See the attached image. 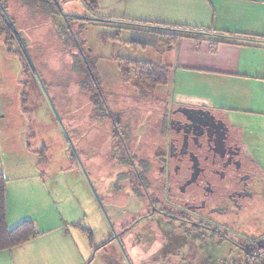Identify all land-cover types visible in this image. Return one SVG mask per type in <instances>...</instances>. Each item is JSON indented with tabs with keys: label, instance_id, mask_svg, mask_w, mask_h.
<instances>
[{
	"label": "rangeland",
	"instance_id": "1",
	"mask_svg": "<svg viewBox=\"0 0 264 264\" xmlns=\"http://www.w3.org/2000/svg\"><path fill=\"white\" fill-rule=\"evenodd\" d=\"M58 2L61 13L53 16L42 13L40 6L31 10L17 2L12 5L35 67L16 38L0 37V170L10 181L9 203L15 214L32 219L46 234L65 221L81 219L98 247L110 239V221L118 229L130 226L139 217L140 205H145V199L139 201V181L116 137L106 104L127 134L125 141L140 168L141 159L151 160L156 153L162 104L173 95L171 86L153 87L135 77L134 68L126 64L129 60L159 62L163 52L147 43V36L110 22L83 19L105 18L122 9L119 3L99 0L100 7L92 11L84 0ZM63 14L78 18L69 20ZM76 41L86 59L93 60L96 83ZM43 172L47 173L45 179L34 178ZM16 177L25 180L16 183ZM262 202L261 216L249 220L253 229L243 228L242 232L264 231V196ZM144 224L138 223L130 231L134 238L128 250L132 264H200L198 242L192 236L189 239L187 228L178 224L168 248L174 253L162 255L161 247L168 239L156 230L150 240L142 238L144 254L140 256L135 244H139V227ZM66 228L68 234L78 236L74 227ZM191 242L194 246L189 251ZM208 263L220 261L215 255Z\"/></svg>",
	"mask_w": 264,
	"mask_h": 264
},
{
	"label": "crops",
	"instance_id": "2",
	"mask_svg": "<svg viewBox=\"0 0 264 264\" xmlns=\"http://www.w3.org/2000/svg\"><path fill=\"white\" fill-rule=\"evenodd\" d=\"M111 1L122 9L103 19L130 31L139 28L163 52L155 64L168 70L172 99L222 115L239 131L243 153L264 176V0H127L130 3L124 6L125 0ZM155 26L178 33L177 41L169 44L157 39ZM4 174L7 224L14 228L32 219L11 210L10 181ZM45 177L43 172L34 178ZM15 180L23 183L25 179ZM68 225L78 236L66 232ZM48 231L37 227L33 239L0 251V264H129L120 251L101 249L106 240L97 247L81 219L65 221ZM60 231L63 233L50 235Z\"/></svg>",
	"mask_w": 264,
	"mask_h": 264
},
{
	"label": "flooded vegetation",
	"instance_id": "3",
	"mask_svg": "<svg viewBox=\"0 0 264 264\" xmlns=\"http://www.w3.org/2000/svg\"><path fill=\"white\" fill-rule=\"evenodd\" d=\"M92 79L96 83L94 76ZM165 100L161 140L151 160L139 161L143 164L140 168L125 141L127 134L104 102L139 181V201L145 199V205H140L139 217L130 226L118 229L110 221L113 231L101 249L113 253L117 248L112 244L116 243L132 264L128 250L134 238L130 231L144 222L139 227V244H135L139 255L144 254L145 238L150 240L157 230L168 239L161 247L166 257L174 253L168 248L178 224L187 228L189 239L192 236L198 242L196 259L199 254L200 264H210L208 258L215 255L220 264H264V231H241L253 229L249 220L261 216L264 176L243 153L239 131L202 105L171 97ZM193 246L191 242L189 251Z\"/></svg>",
	"mask_w": 264,
	"mask_h": 264
},
{
	"label": "trees",
	"instance_id": "4",
	"mask_svg": "<svg viewBox=\"0 0 264 264\" xmlns=\"http://www.w3.org/2000/svg\"><path fill=\"white\" fill-rule=\"evenodd\" d=\"M18 3L23 6L29 7L31 10L34 8H38L40 11H43L42 13L53 16L61 13L60 7L58 5V0H1V7H0V37L5 36L6 40L9 38H16L18 42L21 44V41L16 34L14 28L18 30V24L17 19L12 14V5L15 3ZM86 6L91 9L92 11H95L99 8V0H84ZM38 11V12H40ZM5 12L9 14L10 20L5 15ZM35 12V11H34ZM14 16V17H13ZM67 18H78L76 15H66ZM85 20H95V21H102V22H110L113 24H116L115 21H110L107 19H99V18H92V17H84ZM66 23L68 24V20H66ZM69 25V24H68ZM133 26H139L136 24H132ZM155 28V31L153 32L154 36L157 39H160L161 41L167 42L169 44H172L177 41L179 34L178 33H170L164 31V29L167 30L165 27H152ZM70 31V35L74 38V34L72 29L70 27L68 28ZM187 29V28H186ZM132 32L135 33H142L139 32L140 29L138 28H132ZM189 32V31H186ZM194 33V31H190ZM146 35L145 33H142ZM223 38V37H221ZM241 39V38H240ZM147 43L150 41H146ZM142 43V46H146L147 43ZM79 48V55L83 56L84 62L86 61V64L88 65L91 76L94 75V68L95 66L92 65L91 61L92 59H86L85 55H83V51L81 50V43H78ZM29 51V50H28ZM25 53V51H24ZM26 55V53H25ZM126 64H129V66H132L134 69V75L135 77H140L143 79L146 83L151 84L153 87L157 84L163 85L167 84L169 80L168 76V70L165 67H158L156 64H153L151 62H137L129 60L126 62ZM159 69V70H158ZM126 73V72H125ZM89 75V73H88ZM6 185H7V178L3 171L0 170V251L10 249L17 247L19 245H22L29 240L33 239L37 235V227L33 220H24L21 223H19L14 228H9L7 224V201H6Z\"/></svg>",
	"mask_w": 264,
	"mask_h": 264
},
{
	"label": "water",
	"instance_id": "5",
	"mask_svg": "<svg viewBox=\"0 0 264 264\" xmlns=\"http://www.w3.org/2000/svg\"><path fill=\"white\" fill-rule=\"evenodd\" d=\"M58 5H59V2H58ZM0 7H1V0H0ZM59 7H60V5H59ZM5 15H6V17L8 18V20H10L9 14H8L7 12H5ZM63 17L66 18V15L63 14ZM10 21H11V20H10ZM14 30H15L16 34L18 35V37H19V39H20V41H21V44H22V46H23V49H24V51H25V53H26L27 58L29 59L30 63L34 66L33 61H32V58H31V56L29 55L28 49H27L25 43L23 42V39H22V37H21L19 31H18L16 28H14ZM75 40H77V39H75ZM76 42H77V41H76ZM77 43H78V42H77ZM34 67H35V66H34ZM38 78H39L41 85L43 86L45 92L47 93V95H48V97H49V99H50V101H51L52 107H53V109H54V111H55L57 117L60 119L59 113H58V111L56 110V108H55V106H54V104H53V102H52V99H51L50 95L48 94V92H47V90H46V87H45V85L43 84V81L41 80V77H40L39 75H38ZM73 147H74V146H73ZM74 148H75V147H74ZM75 151H76V150H75ZM90 183H91V182H90ZM91 185H92V187H93V184H92V183H91ZM93 189H94V187H93Z\"/></svg>",
	"mask_w": 264,
	"mask_h": 264
}]
</instances>
